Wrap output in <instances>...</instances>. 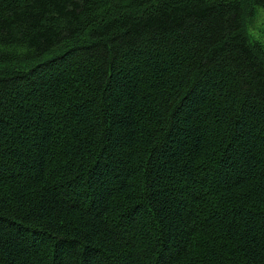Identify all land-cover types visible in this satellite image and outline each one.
I'll use <instances>...</instances> for the list:
<instances>
[{
    "label": "trees",
    "instance_id": "obj_1",
    "mask_svg": "<svg viewBox=\"0 0 264 264\" xmlns=\"http://www.w3.org/2000/svg\"><path fill=\"white\" fill-rule=\"evenodd\" d=\"M264 0H0V264H264Z\"/></svg>",
    "mask_w": 264,
    "mask_h": 264
},
{
    "label": "rangeland",
    "instance_id": "obj_2",
    "mask_svg": "<svg viewBox=\"0 0 264 264\" xmlns=\"http://www.w3.org/2000/svg\"><path fill=\"white\" fill-rule=\"evenodd\" d=\"M253 14L245 16V29L252 41L264 44V8L255 6Z\"/></svg>",
    "mask_w": 264,
    "mask_h": 264
}]
</instances>
